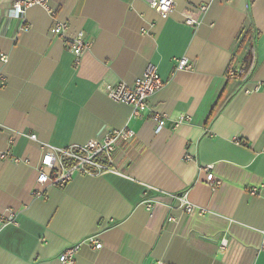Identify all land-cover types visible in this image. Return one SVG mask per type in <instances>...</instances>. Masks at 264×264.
<instances>
[{
  "label": "crops",
  "instance_id": "0c3cea01",
  "mask_svg": "<svg viewBox=\"0 0 264 264\" xmlns=\"http://www.w3.org/2000/svg\"><path fill=\"white\" fill-rule=\"evenodd\" d=\"M15 1L0 0V152L20 159L0 158V215L17 219L0 227V264H60L75 243V264H264V0H173L167 17L147 0H47L53 13L32 5L17 17ZM56 20L65 35L51 31ZM78 31L90 45L77 60L64 39ZM184 56L191 69L177 68ZM148 63L164 81L148 100L165 115L158 132L151 112L136 117L105 93ZM122 127L135 136L118 144L114 171L36 181L39 142L82 144ZM93 234L99 249L84 240Z\"/></svg>",
  "mask_w": 264,
  "mask_h": 264
},
{
  "label": "built area",
  "instance_id": "2783aa9c",
  "mask_svg": "<svg viewBox=\"0 0 264 264\" xmlns=\"http://www.w3.org/2000/svg\"><path fill=\"white\" fill-rule=\"evenodd\" d=\"M151 8H153L160 16L167 17L174 10L173 0H147ZM32 5H41L48 9L51 13L53 10L47 5V0H17L12 5L13 14L17 17H23L27 7ZM206 7L201 6L200 10H204ZM184 22L189 25L198 24V19L190 15L185 14ZM68 28V23L60 20H56L51 27V31L58 35H65ZM65 45L73 52L78 58L89 47L90 43L85 39L83 32L78 31L70 37L64 39ZM2 61L7 60L5 54L0 55ZM77 62V61H76ZM192 65L188 59L180 57L177 59L178 69H191ZM227 76L235 78L237 71L235 69H229ZM164 85V81L159 76L154 64L148 63L143 73L134 78L131 84L124 81H118L116 83H106L105 93L109 98L116 102L125 103L132 107V114L136 117L142 116L148 112L151 114V118L155 124V132L162 129L165 124V115L161 112L154 111L148 105L149 98L161 89ZM183 117L180 118L182 120ZM135 136V131L128 128H115L110 131L102 133L99 137L93 138L86 143L82 144H70L65 147H58L46 142H39V146L42 150V159L40 165L37 167L36 181L39 184L48 185H66L76 175H93L105 171H114L112 167L113 154L120 142L128 141ZM31 140L38 141L35 133L28 135ZM238 143L240 140L236 139ZM0 158H10L13 161H19L18 157L12 156L9 151H1ZM188 159V157H187ZM27 162V159L23 160ZM211 165H207L206 169L208 173L206 175V183L212 188H217L221 181L211 171ZM257 188L252 187L250 192L255 194ZM180 203L184 212L187 214L192 213L197 209V205L187 199L186 193L180 192L173 195ZM147 208L150 209L151 205L147 202ZM205 209H200L199 213L203 214ZM173 219V217H169ZM6 223L17 224L15 212L9 210V216L4 214L0 215V227ZM85 241L89 242L95 249H99L102 243L96 237V235H89L85 237ZM227 244V238L223 236L220 239V247L225 249ZM79 243L67 246L61 253H59L57 259L60 264H75V253L78 249ZM261 247L264 249V240ZM151 264H166L163 261H155Z\"/></svg>",
  "mask_w": 264,
  "mask_h": 264
},
{
  "label": "trees",
  "instance_id": "16d2710c",
  "mask_svg": "<svg viewBox=\"0 0 264 264\" xmlns=\"http://www.w3.org/2000/svg\"><path fill=\"white\" fill-rule=\"evenodd\" d=\"M246 35H243V38L245 37ZM244 64H243V66L241 67V72L238 74V76L239 77H241V78H244L246 75H247V73H249L250 71L249 70H251V66H250V62L248 61V57L247 56H245V58H244ZM230 69V68H229ZM228 69V70H229ZM227 70V71H228Z\"/></svg>",
  "mask_w": 264,
  "mask_h": 264
}]
</instances>
